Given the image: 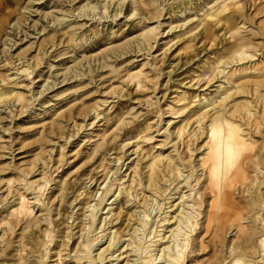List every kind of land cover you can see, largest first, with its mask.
<instances>
[{
    "label": "rangeland",
    "instance_id": "obj_1",
    "mask_svg": "<svg viewBox=\"0 0 264 264\" xmlns=\"http://www.w3.org/2000/svg\"><path fill=\"white\" fill-rule=\"evenodd\" d=\"M2 1L0 0V4ZM136 1L12 0L14 2L13 6L5 8V12L13 11L16 7H19L20 13H18V16L13 17L7 31L0 36V88L12 89L13 93H17L23 97V102L17 103L15 101L13 107L11 106L12 101L8 109L0 107V181L4 184L0 188V197H2L1 200L5 198L7 200L9 199V206L13 204L14 200L15 203L17 202L16 189L22 188L21 185H16V182L13 183L19 177L18 173L22 174L24 172L23 170L33 169V172H35L26 176L28 182L39 181L40 185H43L46 180L54 179V181L47 184L49 190L42 197V199L46 197L53 200L59 194L64 180L73 176V172L77 168L89 161L87 158L96 145L103 142H113L121 132L120 129H131L132 131V125L135 126L138 122H144L142 119H148L144 124V127H148L146 132H136L134 130L133 133L125 137L123 142L117 144L120 148L128 144L122 150L123 152L127 151V156L125 155L122 161H116L120 157L117 149V151H110L107 155H101L94 166L91 167L85 163L82 167V172H85L91 171L93 167L98 165L104 166L103 168H100V166L95 169L93 181H96L103 174L110 172L105 183L100 186L98 194L90 203L91 206L97 204V200L100 198L99 195H101L100 193L106 188L104 184L109 183L111 179H118L112 187L111 193L98 208L97 219L92 228L94 233L89 234V237L91 235L95 236V238L98 237V240L93 243L91 256H95L96 258L108 246V242L104 244L107 234H109L113 225H116V227L112 231L119 224V220L112 224L108 223L115 212L121 211L125 214L129 210V214L136 211L139 212V215L140 212L144 211L149 216L146 221V227L144 226L145 228L138 226L140 223L136 225H132V222L129 223L131 224L130 227H133L128 232L129 234H132L135 228L139 230L135 234H132V236L134 235L133 239H129V236L123 237L120 243L110 251L115 254L113 256L108 255L103 261V264H126L127 258L128 264H142L141 258L146 254L143 252L144 254L142 253L143 255H141L138 250L140 247L150 244L149 241H151L154 235V230L161 231V235L167 232L164 234V237L170 235V228H157L160 226L158 221L166 213L168 216L170 214V216L174 217L181 208H184L186 214H184L185 219H188L189 222H195L196 220L197 226L194 233L199 232L198 224L203 221V215L198 213H202L207 209L205 205L203 206L200 203L201 201L199 199H201V195L198 194L201 193L199 186L202 183L204 173L197 171L195 172L196 176H193L189 174L191 173V167L187 166L185 169L180 167L182 171L181 176L177 172L174 177L161 178L162 181L158 183L159 191L155 193L150 190L144 191V189L140 188L141 175L139 170L144 166L146 167V162L151 157H156L161 154L163 157L176 155L174 148L171 147L174 142L177 143L178 139H174V141L169 143L171 139L170 133L176 131L186 121L182 122L184 113L170 115L171 113L168 112L169 107H172L171 103L181 93L195 96L202 95L205 91L204 93H211V96H214L218 83H214L213 81L211 83L213 86L208 90H205L206 87H204V83L214 74L211 72L213 68H210L208 71L207 67L218 57L216 54L217 51H222L231 42V40H228L229 35H226L222 41L223 33L219 31L220 28H216L217 39L212 44V47H210V43L207 44L204 42L192 41L187 43L186 40L201 29L199 27L193 32V35H186L182 37L183 39L181 41L177 42L176 39L167 44L173 36L181 34L185 27L195 23L217 0H196L194 3L195 8L183 13H177L176 16L173 14L174 17L172 14H166L159 19V24L155 22L156 20L141 22L136 19L134 17L136 14L134 10ZM242 2L244 4V27L239 33L257 45V49H255L256 55L249 62L245 60L238 62V64L232 63V65L227 64L225 67L223 66L225 69L224 73L230 68L238 69L239 65L242 68L253 66L258 67L261 71L264 69V0H242ZM92 7L93 9L95 8L93 13L90 11ZM104 10H106L105 13L103 12ZM87 11L91 13H89L88 17L76 18L78 14ZM93 15L94 17L92 18ZM13 26L15 29L12 28ZM149 29L154 30L152 36L155 34V29L156 32H160V35L156 36L155 42L152 43L153 48L149 51V56H139L142 53L137 54V47L141 46L143 48L146 44L143 41V35ZM53 37H55L54 43L57 46L48 50V54L46 57H43L44 60L41 65L36 69L34 68V70L32 67L43 56L41 55L42 51L39 52V47L48 48L49 44H47L46 40L52 39ZM65 38L67 39L65 40ZM70 38L73 39L72 42ZM218 43L219 45L217 46ZM222 45L225 46L222 47ZM216 46L217 48L215 49ZM19 55L25 57L21 61L23 62L22 64L19 63L20 61H17ZM187 62H190V64L185 65ZM29 67L31 68L28 72L30 73L33 70L32 74L25 76V74L21 73L22 69ZM176 68L179 69L177 71L175 70L176 72H171L172 69ZM141 70L142 76L146 74L149 80H154L155 76L159 75L156 79L157 87L154 95L149 93L150 91L147 89L135 92L136 86L133 83L131 85L129 83L128 86L126 85L125 81L128 75ZM201 72L205 73V76H200ZM249 72L248 70L247 73ZM252 72L251 74L253 75ZM168 73H171L172 80L168 84V87L170 86L171 88L166 93L168 98L165 102L163 99H160L162 93L158 94V92L165 87ZM258 73L255 72L254 75ZM33 77L34 81L31 83L30 81ZM46 87H49V89H46ZM118 93L122 95L130 93V96L129 98L125 97L124 99H120L117 95ZM156 101H158V106L161 107V110L159 113L154 114L157 110V106L154 103ZM165 103L170 104L169 107ZM196 104L193 103V105ZM165 112L168 113L165 114ZM96 115H98L97 118ZM80 127L82 129L78 131ZM140 128L142 127H139L138 131H140ZM164 143L168 144L162 146ZM181 150L182 144L179 152ZM46 151L52 152L51 159ZM187 157L189 158V155ZM194 158L195 162L199 158L196 156V153L191 157V160ZM139 161L141 166L137 165ZM44 162L46 164L42 165ZM56 162L59 164L61 162V168L57 169L58 164ZM146 171V169L143 170L144 173ZM80 172L81 170L78 171V173ZM198 176H201L200 182L196 183L194 178L197 179ZM184 178L186 179L184 180ZM9 180L11 181L7 182ZM71 181L78 185L74 187V190L82 182L85 185H81L76 190V193L83 192V195L68 209L67 213H71L69 215L71 220L69 219L68 223L72 222L74 214L81 208L80 205H77L75 209H72L85 195L86 190L87 192L94 191L102 182L100 180L96 185L97 187H94L95 181L91 183L84 180L83 177L80 181H76L75 177H72ZM178 182L181 183L177 184ZM188 183H191V187L193 188V191H190V193L189 189L186 188V184ZM9 187H11V190ZM127 187L133 188V191L135 190L139 194L136 200L133 191V195L130 197L131 201L128 203H124V199L121 197L113 202L112 200H115L117 194L108 200L112 192L117 189L124 191ZM179 190L182 193L177 195L180 192ZM68 193L71 194V191H68ZM71 195L69 197H72ZM142 195L148 199L147 205L145 206L142 205V201L140 200ZM33 197L34 195L27 196L30 203L34 202L32 200ZM72 200L73 198L70 199L69 206ZM52 203L55 205L56 199ZM111 203L113 205H110ZM198 203H200L199 207ZM170 205H172L171 208H169ZM176 205H179V209L172 213ZM1 206L3 205H0V208ZM109 209H112V211L108 212ZM193 209L196 210L195 213H192L194 211ZM90 210L89 208L85 212L86 216L89 215ZM46 213L39 212V208L37 206L34 207L33 215L36 214L38 216L37 218L41 217V220L43 219L41 221L42 224H47L48 222L49 217L46 216L48 212ZM55 213V211L52 212V214ZM78 213H81V211H78ZM192 216L195 218H192ZM3 217H6V213L0 215V219ZM140 217H142V214H140ZM55 219L57 220L58 217H55ZM85 220L88 221V217ZM171 220L174 221L173 219ZM86 221L87 227L82 234H86L87 236L89 222ZM77 223L78 221H75L70 230L64 231L65 234L69 231L71 232ZM126 224L124 223L121 230L125 228ZM4 227L5 225L0 226V228ZM63 227L61 225L59 227L60 230ZM104 229L107 230L102 232ZM179 229L181 235L183 233H188L187 237L188 235H194V233L188 232L189 229L186 223L181 225ZM127 230L126 228L123 233L125 234ZM21 233V229L16 230L14 234H10L8 231H6L5 235L0 233V237H15V246L13 252H10V254L18 255L16 247L19 245L20 240L22 241L20 237ZM77 234L80 235L77 229L72 231L73 239L79 236ZM234 234H236V231H233L231 234L228 233L226 236L227 244L230 247L236 240ZM58 235L60 236V234ZM200 235L203 236L204 243L215 241L210 236L206 238L204 233ZM102 236L105 238L99 243ZM57 240L56 242H59L60 239L58 238ZM66 240L65 238L61 242H65ZM155 240L152 239V241ZM175 240L174 247L172 246L170 250L176 252L178 249H182L184 251L185 248H183V243L181 242L182 237L175 238ZM72 241L69 240V246ZM166 241L167 239L165 238L162 242ZM129 242H132V245L125 247ZM255 242L256 238L253 239V243ZM101 244L104 245L100 246ZM159 244L156 245L158 246ZM167 245L171 246L172 242L163 246ZM49 248H53V244ZM128 249L129 251L119 257L118 261L109 263L120 253ZM203 250V253L197 252V255H202V257H198L199 261L202 260L204 263L206 261L205 259H208L213 254V251L208 252L209 248ZM56 251L58 249L53 248L50 254L52 255ZM10 254L8 258H10ZM139 256L140 261L138 260ZM54 259L56 257L50 260L52 261ZM122 259L125 260L120 263ZM35 260L39 262L38 259ZM67 260L65 259V261ZM183 264H189V260L186 259Z\"/></svg>",
    "mask_w": 264,
    "mask_h": 264
},
{
    "label": "bare ground",
    "instance_id": "obj_2",
    "mask_svg": "<svg viewBox=\"0 0 264 264\" xmlns=\"http://www.w3.org/2000/svg\"><path fill=\"white\" fill-rule=\"evenodd\" d=\"M195 1L196 0H137L136 7L134 9L136 14L134 17L141 22L156 20L155 22L159 24V19L166 14H172V16L174 14L176 16L177 13H183L195 8ZM13 4L14 2H12V0H3L0 4V36L7 31L13 17L18 16V13H20V8L16 7V4L15 10L5 12V8H9L13 6ZM94 9L92 7L90 11L93 13ZM90 11L83 12L82 14L80 13L77 15L78 17L76 16V18L85 16L88 17ZM105 11L106 10L103 12L105 13ZM243 11L244 4L242 0H217V2L213 6L209 7L195 23L185 27L181 34L173 36L167 43L169 44L176 39L177 42L181 41L183 39L182 37L191 34L193 35V32L199 27H201V29L197 33L191 37L188 36L189 38L186 40L187 43L192 41L200 43L204 42L207 44L210 43V47H212V44L216 42L217 39L216 28H220L219 31H222L223 33L222 41L225 39L224 37L226 35H229L228 40H231V42L228 43L222 51H217L216 54L218 57L211 65H209V67H207L208 71L210 68H213L211 72L214 74L207 80V82L204 83V87H206L205 90H208L211 86H213V84H211L213 81L214 83H218L214 96H211V93H204L205 91L202 95L195 96L181 93L171 103L172 107H169L170 104L165 103V105L167 104L169 107L168 112L171 113L170 115L184 113L182 122L186 121L183 125H180L176 131L170 133L171 139L169 143L174 141V139H178L177 143L174 142L171 147L174 148L176 155H167L163 157L161 154L156 157H151V159L146 162V167L144 166L139 170L141 175L139 183L140 188L144 189V191L150 190L155 193H158L159 191L158 183L162 181L161 178H169V176L174 177L177 172L181 176L182 171L180 167L184 169L187 166L191 167V173L189 174L193 176H196L195 172L197 171L204 173L203 176L200 174L203 179L199 186V191H201V193L198 194L201 195V199H199L201 201L200 203H202L203 206L205 205V208L207 209L203 212L200 210L202 213H198L200 211L197 212L198 214L203 215V221H201V223L198 221V223H200L198 224L199 232L194 233L197 226L196 220L195 222H189L188 219H185L184 208H181L179 212H177L178 214L174 217L170 216V214L168 216L166 213V215L158 221L160 226L157 228H170V235L168 237H164V234L167 232L161 235V231L154 230L152 239L156 240L152 241L151 239V241H149V245H144L138 250L141 255L144 253L146 254L144 255L145 257L143 256L144 258H141L142 264H154L155 262H157L156 264H183L186 259L189 260V264H264V69L261 71L258 67L253 66L242 68L239 65L238 69L230 68L226 73H224L225 69L223 68V66L225 67L227 64H238V62L245 60L249 62L250 59L256 55L255 49H257V45L239 33L244 27ZM93 17L94 15L92 18ZM105 18L107 17L105 16ZM12 28H14V26ZM153 31L154 30L149 29L144 32L143 41L146 44L143 48H141V46L137 47V54L142 53L139 56H149V51L153 48L152 43L155 42L156 36L160 35V32H156L155 29V34L152 36ZM66 39L67 38H65V40ZM54 40L55 37L46 40L47 44H49L48 48L39 47V52L42 51L41 55L43 56L40 61L32 67L33 69H36L41 65L44 60L43 57H46L49 49L57 46L55 45ZM70 41L72 42L73 39L70 38ZM218 45L219 43L217 46ZM223 46L225 45H222V47ZM18 57L17 61H20L19 63L22 64L23 62L21 61L25 57L22 55H19ZM189 64L190 62L185 63V65ZM30 68L31 67L22 69L21 73L25 74V76H29L33 73V70L30 73L28 72ZM178 69L179 68L172 69L171 72H176ZM248 70L250 71L249 73H247ZM251 71H253V75L251 74ZM255 72L259 73L254 75ZM141 73L142 70L128 75L125 81L126 85L128 86L129 83L130 85L133 83V85L136 86L135 92L147 89L150 91L149 93L154 95L157 87L156 79L159 75L155 76L154 80H149L146 74L142 76ZM200 76H205V73L201 72ZM166 78L167 81H165V87L158 92V94L162 93L160 99H163L165 102L168 98L166 93L167 91H170L171 88L170 86L168 87L169 82L172 80L171 73H168ZM33 81L34 77L30 82L32 83ZM46 89H49V87H46ZM117 95L120 99H124L125 97L129 98L130 93H126L125 95L118 93ZM194 99L196 100L194 101ZM15 101L17 103H21L23 102V97L17 93H13L12 89L4 87L0 88V107L8 109L10 104L13 107ZM154 103L157 106V110L154 112V114H156L159 113L161 107L158 106V101ZM179 103L180 105L177 106ZM193 103L197 104L193 105ZM168 112H165V114ZM97 117L98 115H96V118ZM147 120L148 119H142L144 122L141 123L137 120L138 124L131 126L132 131L131 129H120L121 132L113 140V142H103L96 145L90 156L87 158L89 161L85 163L92 167L95 163H97V160L101 155H107L110 151H117V149L120 157H118L116 161H122L127 152H123L122 150L128 144H125L121 148L117 144L119 142H123L125 137L128 136V134L133 133L134 130H136V132H146L148 127H144V124ZM193 125L196 126L193 127ZM139 127H142L140 128V131H138ZM81 129L82 128L80 127L78 131ZM201 143H203L202 146ZM167 144L168 143H164L162 146ZM181 144L182 150L179 152ZM197 152L199 153L197 154ZM195 153L196 156L199 157L196 162L195 158L191 160V157H193ZM47 154L51 159L52 152H48ZM187 155H189V158ZM85 163L73 172V176L64 180L63 186L60 187L59 194L55 196L53 200L46 197L42 199V197L45 192L49 190L47 188V184L54 181V179H50L49 181L46 180L43 185H40L39 181L28 182L26 176L34 173L35 171L33 172V169L23 170L24 172L22 174L18 173L19 177L13 181V183L16 182V185L22 186L21 189H16L17 202L15 203L14 200L13 204L9 206V199L7 200L5 198L1 200L2 197H0V205H3L0 208V215L6 213V217L0 219V226L5 225L4 228H0V233L5 235L6 231H8L10 234H14L16 230L21 229L22 233L20 237L22 238V241L20 240L19 245L16 247L18 255L10 254V252H13V248L15 246V237H0V264H54L55 262V264H103V261L108 255L113 256L115 254L110 251L120 243V240L123 237L129 236V239H133L134 235L132 236V234H135L136 231L139 230L135 228L132 231V234H129L128 232L133 228L130 227V222L133 223L132 225L140 223L138 226L146 227V221L149 216L144 211L140 212L142 217H140V214L138 215L139 212L136 211H133L130 214L128 213L129 210L125 212V214L121 211L115 212L108 223L112 224L113 222H117L119 220V224L117 225L118 227L112 231V229L116 227V225H113L110 229L111 231L107 234L104 244L108 242V246L104 248L101 253L96 256V258L95 256H91L93 243L98 240V237L95 238V236L92 235L89 237V234L94 233L92 228L94 227L97 219L96 215L98 213V208L111 193L112 187L118 179H111L109 183L104 184L106 188H104V191L100 193L101 195H99L100 198L97 200V204L91 206L90 203L98 194L100 186L105 183L110 172L103 174L104 176L102 175L101 177H98L96 181L94 180V187L100 182V180L102 182L98 185V187L96 186V190L94 189V191L91 192H87L86 190L85 195L76 205L74 204L75 206L72 209H75L77 205H80L81 208L78 211H81V213H78L77 211L72 218V222L68 223V220L71 218L69 216L71 213H67V211L72 204L83 195V192L77 191L78 193H76V190L84 184L82 182L80 186L74 190V187L78 185L73 182L74 180L71 181V178L75 177L76 181H80L83 177L84 180L92 183L94 182L93 179L95 176V169L101 166L98 165L93 167L91 171L82 172V167ZM45 164V162L42 163V165ZM56 164H58L57 169L61 168V162L60 164L56 162ZM140 164L141 163L139 161L137 165L141 166ZM103 167L104 166L102 165L100 168ZM145 169L147 171L144 173L143 170ZM80 170L81 174L78 173ZM44 175L46 174L44 173ZM201 176H198L197 179L194 178V181L199 183ZM49 178L51 177L49 176ZM186 178H184V180ZM10 181L11 180L7 182ZM179 183L181 182H178L177 184ZM191 183L186 184V188L189 189V193L190 191H193ZM1 185L3 186L4 184L0 181V188H2ZM11 187H9L10 190ZM117 190L112 192L108 200L115 194H117V196L115 197V200H112L113 202H115L117 198L121 197L124 199V203H128L131 201L130 197L133 194L135 195V200L139 197V194H137L135 190L133 191V188L130 187H127L124 191H122V189ZM68 191H71L72 195L69 194ZM181 193L182 191H180L177 195H180ZM28 195H34L32 198L34 201L33 203L29 202V199L27 198ZM69 195L72 197H69ZM72 198L73 200L69 206L68 203ZM54 199H56L55 205L52 203ZM140 200L142 201V205H147L148 199L146 197H143L142 195ZM200 203H198V207ZM110 205H113V203ZM35 206L39 208V212H48V215H46L49 217L47 224H42L41 221L43 219L41 220V217L37 218L38 216H36V214L33 215ZM171 207L172 205H170L169 208ZM89 208L91 209L90 213L86 216L85 212H87ZM178 209L179 205H176V208L172 211V213L178 211ZM54 211L56 213L52 214ZM111 211L112 209H109L108 212ZM195 212L196 210L192 213ZM55 217H58V219L56 220ZM87 217L88 221L85 220ZM192 218L195 217L192 216ZM75 221H78L75 225L76 227L74 226L75 228L72 229L71 232L69 231L70 233L68 232L65 234L64 231L70 230ZM85 221L89 222L87 236L86 234H82L87 227V223H85ZM124 223L127 224L125 228L121 230ZM185 223L189 229L188 232L194 233V235H188V237V233H183L181 235L179 227ZM61 225L64 227L60 230L59 227ZM101 227L100 229H102ZM126 228L128 229L126 232L128 235L123 233ZM75 229L78 230L80 235L77 234L79 236L76 239H73L74 237L72 236V231ZM106 230L107 229H104L102 232ZM233 231H236V234H234L236 240L230 247L227 244L226 236L228 233L231 234ZM202 233H204L206 238L210 236L212 239H215V241L204 243L203 236L200 235ZM58 234H60V236ZM179 237H182L181 242L183 243V248L185 249L184 251L182 249H178L176 252H173L170 249L175 244V238ZM58 238L60 240L59 242H56L58 241ZM65 238L67 240L65 242H61V240H64ZM104 238L105 237L102 236L99 243L102 242ZM165 238L167 241L162 242ZM254 238H256L255 243H253ZM69 240H73L70 246ZM171 242V246H163ZM131 243H127L125 247L131 246ZM158 243L160 244L157 246L156 244ZM51 244H53V248L58 249V251L52 255L50 252L53 248H49ZM104 244H101L100 246ZM205 248H209L208 252L213 251V254L209 256L208 259H205L206 261L203 263L202 260L199 261L198 257H202V255H197V252L203 253V249ZM127 251H129V249L120 253L109 263L118 261L119 257L126 254ZM9 254L10 258H8ZM53 257H56V259L51 261L50 259ZM35 259H38L39 262ZM65 259L68 260L65 261ZM125 259H122L120 263ZM138 260L140 261V256ZM126 264H128V258Z\"/></svg>",
    "mask_w": 264,
    "mask_h": 264
}]
</instances>
